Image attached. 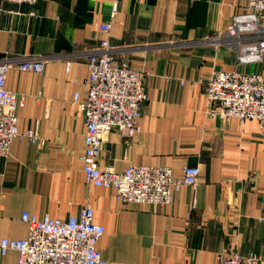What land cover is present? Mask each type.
<instances>
[{"label":"crops","instance_id":"crops-1","mask_svg":"<svg viewBox=\"0 0 264 264\" xmlns=\"http://www.w3.org/2000/svg\"><path fill=\"white\" fill-rule=\"evenodd\" d=\"M246 2H0V64L44 62L41 73L12 67L5 86L24 97L19 131L33 129L45 141L40 147L16 139L9 158H0V240L26 237L22 213L65 220L89 206L104 229L97 248L109 264H216L217 256L234 254L264 261V126L210 117L204 88L218 71L264 74V58L239 66L232 52L211 43ZM111 21L109 33L101 32ZM105 39L115 63L145 73L147 101L139 134L103 137L98 168L163 166L176 177L198 168L197 185L180 188L167 206L121 204L113 191L85 183L86 127L72 100L85 99L86 64ZM16 258L9 252L0 264Z\"/></svg>","mask_w":264,"mask_h":264},{"label":"built area","instance_id":"built-area-1","mask_svg":"<svg viewBox=\"0 0 264 264\" xmlns=\"http://www.w3.org/2000/svg\"><path fill=\"white\" fill-rule=\"evenodd\" d=\"M15 5L34 6L37 0H0ZM116 4H113L112 17ZM33 15V13H31ZM112 21L100 25L108 34ZM226 48L235 56L239 66L254 65L264 58V0H247L244 11L234 15L227 29L211 41ZM15 67L22 72L41 73L44 62L26 58L16 65L0 64V158L8 159L14 140H26L43 146L44 139L37 131L20 132L16 111L24 104V97L6 89L7 72ZM87 93L83 101L73 97L85 122L83 162L85 183L95 188L111 190L121 204L167 206L173 194L182 187H195L199 170L184 167L175 176L169 167L136 165L122 172L99 169L98 159L103 137L111 131L131 139L140 133L147 94L145 73L133 70L127 63H115L107 39L100 42L98 51L88 59ZM184 82H181V86ZM210 117L227 122L252 120L264 126V74L258 72L218 71L204 83ZM20 221L27 225L23 239H1L0 259L9 252L17 255L15 264H109L98 250L104 229L94 222L91 207L65 220L43 218L22 213ZM216 264H264L256 256L219 255Z\"/></svg>","mask_w":264,"mask_h":264}]
</instances>
